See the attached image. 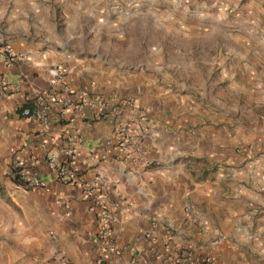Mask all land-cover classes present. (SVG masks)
<instances>
[{"label": "crops", "instance_id": "1", "mask_svg": "<svg viewBox=\"0 0 264 264\" xmlns=\"http://www.w3.org/2000/svg\"><path fill=\"white\" fill-rule=\"evenodd\" d=\"M104 1L0 0V46L28 55L11 66L0 56V83L21 85L17 93L0 94V264H99V195H108L121 249L108 264H167L168 243L197 260L210 255L216 264H264V147L246 162L237 148L244 131L236 134L186 92L180 63L170 66L148 48L139 63L103 50ZM173 7L166 9L170 19L191 24ZM241 12L246 25L254 23L251 7ZM57 65L74 90L113 102L132 96L137 105L103 120L90 110L55 113L45 127L36 115H23L25 96L51 88L50 68ZM125 120L146 128L147 166L128 158L114 139V125ZM76 132L80 181L73 184L57 179L45 160ZM15 152L39 159L43 187L26 189L12 180Z\"/></svg>", "mask_w": 264, "mask_h": 264}, {"label": "rangeland", "instance_id": "2", "mask_svg": "<svg viewBox=\"0 0 264 264\" xmlns=\"http://www.w3.org/2000/svg\"><path fill=\"white\" fill-rule=\"evenodd\" d=\"M169 6L191 24L170 19ZM248 7L255 17L246 25L241 10ZM100 13L103 50L139 63L148 48L164 54L170 66L180 63L186 92L208 104L211 116H223L236 134L244 131L237 148L244 149L246 162L257 159L264 147V0H105ZM161 18L169 21L157 23ZM90 29L83 27L86 39ZM243 62L246 69L239 73L236 66Z\"/></svg>", "mask_w": 264, "mask_h": 264}, {"label": "built area", "instance_id": "3", "mask_svg": "<svg viewBox=\"0 0 264 264\" xmlns=\"http://www.w3.org/2000/svg\"><path fill=\"white\" fill-rule=\"evenodd\" d=\"M0 56L5 64L11 66L27 54L17 53L9 45L0 46ZM53 77L51 88L45 91H31L26 94L27 106L23 110L24 116H34L42 120L45 127H49L53 115L58 113L60 118L68 115L71 111L92 113L100 120L107 119L120 112L122 107L137 105V100L132 96L123 97L115 102L101 94H91L87 91H76L67 81L65 70L57 65L50 68ZM19 83L4 80L0 83V94L7 97L19 92ZM145 119L144 116H141ZM146 128L135 120L116 122L113 129L114 139L124 154L145 166L150 163L147 150L144 146L142 134ZM78 133L67 135L68 145L61 150L51 152L46 157V163L55 177L67 183H79L78 168L76 166L77 150L72 146L76 142ZM11 176L21 179L24 184H19L26 189L41 188L44 182L38 168L39 159L36 156H25L15 152L11 163ZM94 205L100 207L99 224L96 233L99 244V264H108L109 256L116 255L121 249L114 239L112 224L114 220L111 203L108 195H99L94 200ZM175 255L179 256L183 264H216L214 257L205 255L195 259L190 251L177 254L171 251L170 245H166L167 264H178Z\"/></svg>", "mask_w": 264, "mask_h": 264}, {"label": "trees", "instance_id": "4", "mask_svg": "<svg viewBox=\"0 0 264 264\" xmlns=\"http://www.w3.org/2000/svg\"><path fill=\"white\" fill-rule=\"evenodd\" d=\"M12 180H13L16 184H24V182H23L21 179L17 178V177H12Z\"/></svg>", "mask_w": 264, "mask_h": 264}]
</instances>
